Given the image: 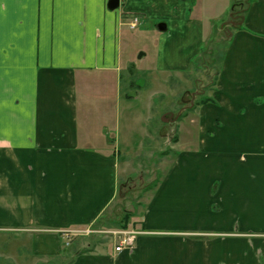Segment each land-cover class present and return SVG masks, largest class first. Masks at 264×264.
<instances>
[{
	"label": "crops",
	"instance_id": "crops-1",
	"mask_svg": "<svg viewBox=\"0 0 264 264\" xmlns=\"http://www.w3.org/2000/svg\"><path fill=\"white\" fill-rule=\"evenodd\" d=\"M107 4L0 0V231L29 236L34 255L65 264H264V0ZM134 16L149 23L159 72L193 68L223 27L225 41L195 135L173 146L132 225L134 247L116 251V238L75 243L81 234L63 230L104 225L123 186L122 150L139 148L117 118Z\"/></svg>",
	"mask_w": 264,
	"mask_h": 264
},
{
	"label": "rangeland",
	"instance_id": "rangeland-1",
	"mask_svg": "<svg viewBox=\"0 0 264 264\" xmlns=\"http://www.w3.org/2000/svg\"><path fill=\"white\" fill-rule=\"evenodd\" d=\"M240 10L243 8L238 10L237 22L241 17ZM127 31L120 70L121 104L124 106L119 107L117 118L121 123L122 137L131 140L134 146L138 144L139 148L128 151L121 147L124 154L121 159V193L107 209L104 225H95L91 228L93 232L73 238L75 243L93 241L94 236L102 243H112L114 235L99 232L104 230L102 228L121 229L119 223L123 221L127 228L138 224L135 219L140 217L157 180L171 163L173 146H184L186 137L189 139L196 133V101L202 94L212 93L225 41L223 27L203 45L201 67L195 65L179 74L167 73L155 70L157 48L149 23L128 26ZM141 52L144 55L139 58ZM30 245L29 236L0 231V264L68 263L69 257L39 258L31 252Z\"/></svg>",
	"mask_w": 264,
	"mask_h": 264
},
{
	"label": "built area",
	"instance_id": "built-area-1",
	"mask_svg": "<svg viewBox=\"0 0 264 264\" xmlns=\"http://www.w3.org/2000/svg\"><path fill=\"white\" fill-rule=\"evenodd\" d=\"M139 22V18L135 17L131 22V27L137 26ZM92 230L90 229H65L63 230V234L66 238H70L72 235L82 234V233H90ZM104 232L112 233L117 237V245L115 247L116 251H122L124 249L133 248L135 245V241L138 233L140 231L129 228V229H114V230H104ZM69 242H67L68 244Z\"/></svg>",
	"mask_w": 264,
	"mask_h": 264
},
{
	"label": "trees",
	"instance_id": "trees-1",
	"mask_svg": "<svg viewBox=\"0 0 264 264\" xmlns=\"http://www.w3.org/2000/svg\"><path fill=\"white\" fill-rule=\"evenodd\" d=\"M247 6H248V1H246V2H244V3H238V4H235V7L233 8V11H232V15H231V26L233 25H235V26H237V25H239V23L240 22H242L243 21V19H244V17H245V14H246V9H247ZM243 8V10H240V14H241V17H240V20L237 22L236 21V17L239 15V9H242ZM159 25L161 26V27H163L164 26V23H159ZM204 46L201 48V50H200V52L195 56V58L193 59V67L195 66V67H197V65H199V67H201L202 66V64H203V62H202V53L204 52ZM200 61V64H198V62ZM219 71H220V64H219V66H218V68H217V71H216V75H215V82H214V85H215V83H216V79H217V76H218V74H219ZM128 95V94H127ZM128 96H131V94H129ZM205 96V97H204ZM213 99H212V97L210 96V95H201V99L200 100H198V101H196V105H198V104H201V103H206V102H209V101H212ZM127 215V214H126ZM124 222V221H123ZM122 222V223H123ZM122 223H119V225L121 226V227H123V228H126L127 227V225L126 224H122Z\"/></svg>",
	"mask_w": 264,
	"mask_h": 264
},
{
	"label": "water",
	"instance_id": "water-1",
	"mask_svg": "<svg viewBox=\"0 0 264 264\" xmlns=\"http://www.w3.org/2000/svg\"><path fill=\"white\" fill-rule=\"evenodd\" d=\"M119 4H120V0H108L107 6L109 7V9L114 10L117 7H119ZM158 28L161 29V30H165L166 29V26H165V24H164V27H161L160 25H158ZM143 55H144V53L141 52L139 54V58H141Z\"/></svg>",
	"mask_w": 264,
	"mask_h": 264
}]
</instances>
